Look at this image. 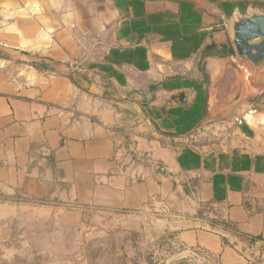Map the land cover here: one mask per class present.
Returning <instances> with one entry per match:
<instances>
[{
    "label": "crops",
    "instance_id": "crops-1",
    "mask_svg": "<svg viewBox=\"0 0 264 264\" xmlns=\"http://www.w3.org/2000/svg\"><path fill=\"white\" fill-rule=\"evenodd\" d=\"M249 7L264 2L0 0V45L44 60L0 55V194L138 232L169 210L154 231L173 232L175 259L264 260V78L206 51L232 46L227 21Z\"/></svg>",
    "mask_w": 264,
    "mask_h": 264
},
{
    "label": "rangeland",
    "instance_id": "rangeland-1",
    "mask_svg": "<svg viewBox=\"0 0 264 264\" xmlns=\"http://www.w3.org/2000/svg\"><path fill=\"white\" fill-rule=\"evenodd\" d=\"M257 73L264 78V71ZM210 132L202 129L188 136L187 143L200 147L211 140ZM76 208L59 200L33 201L18 192L0 194V264H204L190 257L175 259L173 232L154 231L155 219L170 215L169 210L152 213L138 232L105 210H82L80 220L68 217Z\"/></svg>",
    "mask_w": 264,
    "mask_h": 264
},
{
    "label": "water",
    "instance_id": "water-1",
    "mask_svg": "<svg viewBox=\"0 0 264 264\" xmlns=\"http://www.w3.org/2000/svg\"><path fill=\"white\" fill-rule=\"evenodd\" d=\"M226 27L237 57L246 59L255 70L264 71V11L249 7L245 13L234 9ZM39 48L38 51H41ZM0 55L21 62L43 59L0 45Z\"/></svg>",
    "mask_w": 264,
    "mask_h": 264
},
{
    "label": "trees",
    "instance_id": "trees-1",
    "mask_svg": "<svg viewBox=\"0 0 264 264\" xmlns=\"http://www.w3.org/2000/svg\"><path fill=\"white\" fill-rule=\"evenodd\" d=\"M206 51H210V52H215V55H218L219 57L223 58V57H227V56H231L234 54V50L233 47L231 45H227L224 44L222 46H218V45H210L206 48ZM1 57V56H0ZM39 69H45V70H49L51 71V69H49V67L47 65H40L37 66ZM204 71V77L206 79L207 82H209V77L208 74ZM151 90H155V87H151ZM122 135H124L123 132H121ZM162 135L164 137H169V138H177V137H183V134H176V133H162ZM125 140L128 139L126 135H124Z\"/></svg>",
    "mask_w": 264,
    "mask_h": 264
},
{
    "label": "built area",
    "instance_id": "built-area-1",
    "mask_svg": "<svg viewBox=\"0 0 264 264\" xmlns=\"http://www.w3.org/2000/svg\"><path fill=\"white\" fill-rule=\"evenodd\" d=\"M238 122H240V121H238ZM260 245V243L259 242H254V246L257 248L258 246ZM187 253V255L190 257V258H192V259H195V260H198V261H201V262H203L204 264L206 263V264H211L210 262H209V260L203 255V254H200V253H198L197 251H187L186 252Z\"/></svg>",
    "mask_w": 264,
    "mask_h": 264
},
{
    "label": "bare ground",
    "instance_id": "bare-ground-1",
    "mask_svg": "<svg viewBox=\"0 0 264 264\" xmlns=\"http://www.w3.org/2000/svg\"><path fill=\"white\" fill-rule=\"evenodd\" d=\"M251 117H252V116H251V115H249V116H248V119H250Z\"/></svg>",
    "mask_w": 264,
    "mask_h": 264
}]
</instances>
